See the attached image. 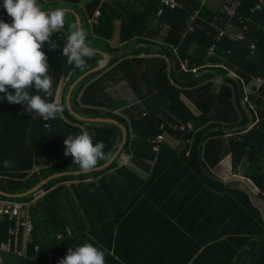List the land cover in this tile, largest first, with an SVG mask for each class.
Here are the masks:
<instances>
[{
  "label": "trees",
  "instance_id": "16d2710c",
  "mask_svg": "<svg viewBox=\"0 0 264 264\" xmlns=\"http://www.w3.org/2000/svg\"><path fill=\"white\" fill-rule=\"evenodd\" d=\"M177 1L180 8H164L160 16L158 0H37L45 12L75 11L89 46L111 56L104 71L76 87L71 105L84 117L125 125L122 153L133 155L134 165L120 166L117 159L105 172L56 180L36 196L0 197L27 205L15 220L0 216V243L10 228L19 232L3 264H49L50 253L59 261L84 243L107 249L105 264H264V206L262 212L256 204L264 203V88L255 87L264 78V7L252 12L259 0ZM96 12L98 22L91 25ZM0 21L12 23L3 0ZM72 23L76 17L67 12L61 38L59 32L50 37L57 48L47 42L42 48L53 95L30 90L58 102L60 82L68 77L62 118L45 121L26 105L0 100L4 192L24 194L57 174L82 172L64 155L69 134L87 131L94 144L104 142L111 156L97 167L121 144L117 126L80 121L67 108L70 85L104 61L95 53L84 69L67 62L62 49ZM243 32L246 38L239 40ZM186 60L200 68L198 74L183 71ZM189 122L194 130L179 132L177 146L165 143L154 152L155 138L174 135L173 124ZM228 156L235 173L258 189L254 200L239 181L213 173ZM5 160L14 166L5 168ZM28 218L35 228L26 242L19 224Z\"/></svg>",
  "mask_w": 264,
  "mask_h": 264
},
{
  "label": "clouds",
  "instance_id": "9594fccd",
  "mask_svg": "<svg viewBox=\"0 0 264 264\" xmlns=\"http://www.w3.org/2000/svg\"><path fill=\"white\" fill-rule=\"evenodd\" d=\"M3 8L12 18V23L0 21V93L4 94L0 100L26 105L28 113L45 121L58 116L62 118V104L46 102L41 95L30 94V90L42 92L45 96L53 95L48 59L42 48L45 42L50 50L57 48L50 37L64 29L66 10L57 8L45 12L37 0H3ZM62 54L69 64L80 69L86 67V58L91 59L95 55V50L87 43V32L82 26L76 23L70 25ZM194 68L197 67H193L189 73H193ZM64 148V155L71 156L73 164L78 165L83 173L92 171L100 161L108 160L111 156L110 152H104V142L94 144L92 135L87 131L76 136L69 134L64 139ZM3 166L10 169L14 165L12 161L5 160ZM106 254L107 249L84 243L75 249L68 248L66 256L58 264H105Z\"/></svg>",
  "mask_w": 264,
  "mask_h": 264
},
{
  "label": "built area",
  "instance_id": "2783aa9c",
  "mask_svg": "<svg viewBox=\"0 0 264 264\" xmlns=\"http://www.w3.org/2000/svg\"><path fill=\"white\" fill-rule=\"evenodd\" d=\"M108 1V0H104ZM163 6V9L160 11L159 15L161 16L164 12V8H170L172 10H176L181 7V5L178 3L177 0H158ZM264 7V0H261L260 3L252 10L253 12L257 11H262ZM100 13L96 12L94 16L89 20V24L94 25L97 24L98 18H99ZM199 12L196 13V15L192 18L193 21L196 20L198 17ZM242 24H245L244 30L248 31L249 26L245 23V21H242ZM194 27H191V30L194 31ZM224 35V32H220V37ZM62 33L61 31L59 32V37L61 38ZM246 38L245 33H241L238 35L239 40H244ZM253 54L257 50L256 44L253 45ZM210 54L213 53V48L210 49ZM48 58V57H47ZM182 69L185 73L191 72V65L188 60L183 61L181 63ZM199 67L193 69V73L197 74L199 72ZM69 78L66 77L64 79V82L68 81ZM65 82V84H66ZM255 87L257 91H260L262 88H264V78H259L255 81ZM118 113V112H117ZM144 116H147V113L144 114ZM162 128H165V125L162 126ZM174 130L176 131V134L179 135V132H187V131H193L194 127L192 124H179L174 126ZM165 143H169L173 147L177 146L180 143V140L178 137H175L173 135H168V134H160L157 138L153 140L154 144V152H159L161 149V146ZM189 156V153L187 154ZM132 158L133 155L127 154V153H121L118 156L119 159V165L120 166H131L132 165ZM36 203V200H34L33 204ZM27 207L26 204H20L16 202H10V201H5V200H0V216L1 217H8L10 220H15L20 216V213ZM24 228V240L25 241H30V238L32 237L33 231H34V222L31 218H28L26 222L19 224ZM63 236L59 235V239H61ZM19 242V232L15 228H10L9 229V235L7 241L1 242L0 243V264H3V256L7 252H11L13 249V246L15 243ZM18 246V245H17ZM23 253V251H21ZM49 264H55L56 262L58 263V259H56L55 255L53 253L49 254Z\"/></svg>",
  "mask_w": 264,
  "mask_h": 264
},
{
  "label": "water",
  "instance_id": "95a60500",
  "mask_svg": "<svg viewBox=\"0 0 264 264\" xmlns=\"http://www.w3.org/2000/svg\"><path fill=\"white\" fill-rule=\"evenodd\" d=\"M65 10H66V12L73 13L76 17V24L82 26V20H81L80 16L75 11L68 10V9H65ZM94 50H95V53H99L100 55L103 56L104 61L101 64H98L95 67L89 69L88 72H86L85 74H83L82 76L77 78L72 83V85H70L68 93L66 95L67 108L70 111V113L73 116H75L76 118H78L80 121L90 122V123H106V124H112V125L117 126L122 132L121 144L119 145V147L117 148V150L115 151V153L113 154V156L110 158V160L107 163H105L102 166L94 168L92 171H90L88 173L76 172V173L57 174L55 176L48 178L47 180L40 182L31 191H28L24 194H20V193L19 194H10V193H7V192L0 190V197H4V198H8V199H23V198H27V197H32V196H36L37 194H39L44 189V187L53 183L56 180H59L62 178H67V177H78V176H82V175H92L94 173L105 172L106 169H108L114 162H116V160L118 159V156L123 152V150L127 144V141H128V130H127L125 125L121 124L119 121H117L116 119H113V118H88V117H84V116L76 113L73 110L72 105H71L72 95H73V92L75 91L76 87L80 83H82L84 80H86L89 76L104 71V69L107 66H109V64H110L111 56L109 54L102 52V51H99V50H96V49H94Z\"/></svg>",
  "mask_w": 264,
  "mask_h": 264
},
{
  "label": "rangeland",
  "instance_id": "374dc122",
  "mask_svg": "<svg viewBox=\"0 0 264 264\" xmlns=\"http://www.w3.org/2000/svg\"><path fill=\"white\" fill-rule=\"evenodd\" d=\"M213 173L226 180V182L239 181L241 187L247 189L251 194L252 199H255L256 196L253 194V192H258V189L253 187V183L251 181L235 173V170L233 169V159L231 156L226 157L223 162H221V164L213 170ZM259 201L260 202H256V204L261 208L263 212L264 203L262 202V200Z\"/></svg>",
  "mask_w": 264,
  "mask_h": 264
},
{
  "label": "crops",
  "instance_id": "0c3cea01",
  "mask_svg": "<svg viewBox=\"0 0 264 264\" xmlns=\"http://www.w3.org/2000/svg\"><path fill=\"white\" fill-rule=\"evenodd\" d=\"M217 1L219 2L220 0H217ZM260 1H261V0H259V3H260ZM259 3H258V4H259ZM258 4H257V5H258ZM253 9H254V8H253ZM253 9H252V10H253ZM252 12H253V11H252ZM257 12H259V11H257ZM248 26H249V25H248ZM65 78H66V77H65ZM65 78H62V80H61V82H60V97H58V102H59V103H61V101H62V93H63V89H64V87H65V85H66V84H65L66 81L64 82V79H65ZM67 82H68V81H67ZM67 82H66V83H67ZM189 123H190V122H189ZM190 124H192V123H190ZM162 125H167V123H163ZM169 125H172V124H169ZM176 125H177V124H173L172 127L174 128V126H176ZM161 128H162V126H161ZM173 136L178 137L179 135L175 133ZM178 139H179V138H178ZM189 142H190V141H189ZM222 162H223V161H222ZM220 164H221V163H220ZM133 165H134V164H132L131 166H133ZM26 242H27V241H26Z\"/></svg>",
  "mask_w": 264,
  "mask_h": 264
}]
</instances>
